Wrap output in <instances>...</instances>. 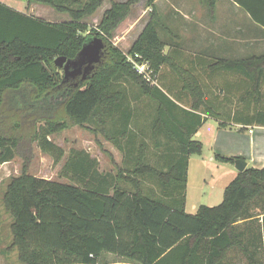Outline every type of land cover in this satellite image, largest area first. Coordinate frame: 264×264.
I'll list each match as a JSON object with an SVG mask.
<instances>
[{"label": "trees", "instance_id": "16d2710c", "mask_svg": "<svg viewBox=\"0 0 264 264\" xmlns=\"http://www.w3.org/2000/svg\"><path fill=\"white\" fill-rule=\"evenodd\" d=\"M105 1L27 0L28 5H45L69 14L71 20L65 22L44 21L0 3V109L9 91L31 90L35 92L34 105L48 102L49 94L59 91L64 79L55 65L58 57L75 59L94 37L107 44L104 64L78 89L63 88L55 102L60 114L44 118L32 137L27 138L19 122L11 130L0 126V164L17 155L24 159L21 174L10 179L4 196L21 262L108 264L106 256L112 255L129 264H227L230 255L240 251L247 264H264V167H248L238 173L226 187L220 205H203L196 214L186 212L190 158L202 155L204 148L193 137L208 119L220 120L222 129L230 127L228 123L264 127V106L260 105L264 54L237 59L198 57L210 74L219 71L241 77L235 90L244 94L242 101L251 102V106L242 116H234V122H226L220 108L209 102L195 65L185 66L177 56L165 53L167 44L159 28L174 34L158 14V0H110L112 6L97 27L83 21L94 16ZM142 1L152 10V19L125 53L114 45V33ZM231 1L264 29V0ZM207 2L214 17L216 0ZM129 58L147 64L150 79L140 74ZM166 68L175 77L169 85L178 89L179 104L162 88H169L166 77H161ZM225 87L232 90L233 86ZM144 98L157 105L151 137L157 147L162 146V138L166 141V169L148 163L147 146L142 144L133 169L114 163L115 178L100 174L97 162L80 151L71 153L62 170L72 184L30 173L35 159L32 143L38 142L42 152L60 164L65 151L50 136L73 126L100 135L110 132V140L125 150L122 141L130 143L135 138L131 133L133 104ZM187 98L191 107L186 105ZM250 107L251 115L245 117ZM27 141L29 148H24ZM238 159L242 158L216 155L222 163L235 164ZM150 178L160 185L162 196L145 193L144 180Z\"/></svg>", "mask_w": 264, "mask_h": 264}, {"label": "rangeland", "instance_id": "374dc122", "mask_svg": "<svg viewBox=\"0 0 264 264\" xmlns=\"http://www.w3.org/2000/svg\"><path fill=\"white\" fill-rule=\"evenodd\" d=\"M1 1L12 3L20 7L22 11L28 10L29 13L32 12L30 13L32 16L44 21L65 22L71 20L69 14L59 13L49 6L39 4H31L28 6V2H17L15 0ZM114 1L126 2L127 0ZM111 6V1L106 0L103 6L97 11L96 16L87 17L83 21L93 28L97 27L102 19L99 15L111 8ZM173 6L179 11L178 14L175 12L176 15L173 12L175 11ZM157 10L164 23L174 34L167 33L165 29L159 28V33L167 44L165 53H170L175 55V57L177 56L185 66H188L190 63L194 64L197 69L196 74L200 76L206 87L209 102L220 108L222 112L221 118H224L226 122H234V116H242V111L247 109L249 107L248 105L251 106V102L248 104L242 101V98H245L243 97L244 94L241 96V92L235 90V87L242 81L241 77H236L235 80H231L232 76L226 74V72L220 73L218 71V74H210L211 72L203 64L204 61L203 63L201 62L203 64L202 66L198 57L242 58L253 54L262 55L264 54V40L258 41L254 37L257 36V33H251V51L242 49L235 51L234 48L232 51H228L232 45H226L220 47L222 49L225 48L222 51L224 53L216 51L212 54L213 50H206L208 46L206 38L211 34L209 30L221 27V30L225 31L228 28L230 29L232 24L236 28L238 27L236 25L243 24L246 21L244 20L245 17L240 15L237 19L228 18V13L223 11L222 17H219L216 21H212L206 15V11L199 0H161L157 3ZM151 11L145 1L135 5L130 15L115 31L113 37L114 45L119 47L123 52L128 53L152 19ZM219 34L222 37L229 36L224 32H220ZM176 50L179 52L176 53ZM233 51L236 55L233 54ZM130 60H133V58ZM146 73L150 77L151 72L149 69H146ZM161 77L162 80L163 77H166V83L169 86V88L162 86L164 92L179 104L175 95L178 89L175 87L174 90L169 85L172 79L175 78L170 69H163ZM229 83L234 87H232V90L229 87H225ZM63 88L54 94H49L50 96L47 98L49 100L48 102L45 100L35 105L32 102L34 100L33 91L21 90L19 92H6L4 103L0 109L1 128L3 130H11L14 124L19 122L24 128V133L27 138L32 137L34 131L44 124V118L57 117L60 114V107L55 102L61 98V95L58 96V94L62 93ZM230 90L232 91L231 95L228 93ZM262 93L263 100L260 104L261 107L264 106V85L262 86ZM53 95L56 97L54 98ZM186 105L191 107V101L188 98ZM133 107L135 116L131 133L135 135V138L130 143H127V140L122 141V143L124 142L125 150H119L113 140H110V137H113L112 133L109 132L111 125L107 128L109 132L107 135L95 134L80 126H73L68 130L50 136V139L65 151V157L60 164H55L54 159L50 155L43 153L38 142L32 143V152L35 159L31 165L30 173L37 178L72 184L68 178L62 175V170L71 153H78L80 151V153H86L92 160L97 162L96 169L100 174L111 175L115 178L117 176V169L114 163H118L123 168L125 167L129 170L133 169L136 165L138 149L142 144L147 146L148 163L157 165L161 169H166V151L168 150L166 141L162 138V146L157 147L155 140L151 137V129L156 117L157 105L148 98H144L134 103ZM248 115H251V107L250 111L247 114L245 113L244 116L247 117ZM219 121L216 118L210 117L204 128L202 130L200 129L193 137V140L202 142L204 148L202 155H194L195 157H193L192 161L191 191L186 207V211L189 214L197 213L198 210L195 208V202L200 197L205 196L204 194L209 193L211 189H219V185L222 188L228 186L238 175L235 164L218 163L216 166L212 163L213 161L209 160V156L212 155L215 148H218V152H222L221 154L224 157L244 159L249 163L248 167L262 168L263 166L264 127H245L236 124L227 129H222ZM29 143V141L24 142L23 147L29 148ZM130 148L133 150L129 151ZM198 162L202 163V166L198 165ZM23 165L24 159L21 155H17L10 162L0 164V264H23L20 260L19 251L14 245V237L11 230L13 220L4 205V196L8 183L12 177L21 174ZM232 172L236 175L228 184L227 179H229ZM147 179L144 180L145 193L148 191L151 196H162L160 185L154 179L150 178L148 181ZM225 189L223 191V198ZM106 258L110 261L115 259L114 256L110 255L106 256ZM116 259L119 258L116 257ZM227 264H247V260L238 251L230 255Z\"/></svg>", "mask_w": 264, "mask_h": 264}, {"label": "crops", "instance_id": "0c3cea01", "mask_svg": "<svg viewBox=\"0 0 264 264\" xmlns=\"http://www.w3.org/2000/svg\"><path fill=\"white\" fill-rule=\"evenodd\" d=\"M15 1L21 2V1H18V0H15ZM159 1H161V0H158L156 2V5H157V3ZM207 1L208 0H199L200 4L204 7V9L206 11V15L212 21H216L219 17H222L223 16V11H226L228 13V15H227L228 18L237 19L240 15H242L243 17H245L244 20H246V21L243 24L241 23L240 25H236L235 24L236 26H238L236 28H234L233 27L234 24H232L230 29L228 28L225 31L221 30V27L220 28L217 27L215 29H210L209 33H211V34L206 38V42L208 44V46L206 47V50L207 49L210 50V51L213 50L212 54L214 52H216V51H219L220 53H224L222 51L225 48L222 49L220 47L221 46L224 47L226 45H232V47L230 49H228V51H232L233 48H234L235 51L238 50V49L239 50L242 49V50H250L251 51V33H255V32L257 33V36H254V37H256V39L258 41L264 40V29H262L261 27L255 25L254 23H252L249 14H247L239 5H237L236 3L232 2L231 0H216V11H215L214 17H212L210 12H209V8H208V5H207L208 2ZM0 3H3L6 6L12 8V9H15V10L21 12V13H24V14H27L29 16H32L30 14L32 12L29 13L28 10L27 11H22L20 7L14 5L12 3L3 2L1 0H0ZM28 6H30V5H28ZM174 10H175V11H173L174 14L175 15H176V13L178 14L179 11L177 10V8H175ZM103 13L101 15H99L100 18L103 17ZM96 14L94 16H96ZM186 17L189 18V16H187V15H186ZM50 22H52V21H50ZM214 26H216V25H214ZM220 32H224V33H226L229 36L228 37H222L219 34ZM216 34H218V36H216ZM233 54L236 55L234 51H233ZM237 58H240V57H232V59H237ZM216 74H218V72ZM229 75L232 76L231 80H235L236 77L240 78V76L238 74H229ZM12 92H16V91H12ZM33 95L35 96V92H33ZM230 125L231 126H235L236 124L230 123ZM204 126L201 128V130L204 128ZM240 126H245V125H240ZM245 127H253V126H245ZM225 129H227V128H225ZM216 143H217V141H216ZM221 153L222 152H218V148H215L213 150V152H212V155L209 156V160L213 161L212 163L214 165H216L218 163H222V162H219L218 160H216V155L217 154L222 155ZM193 157H195V156H191L190 164H189L186 207H187V203H188V199H189V195H190V191H191L190 190V185H191V178H192V161H193ZM200 162H198V165L202 166V163H200ZM262 162H263V166H262V168H263L264 167V159L262 160ZM248 166H249V163H248ZM235 175L236 174L234 172H232L230 174L229 179H227V183L228 184L230 183V180ZM202 178H204V177H202ZM226 187L227 186L222 188L219 185V189H211V191L209 193L204 194L205 196L200 197V199L195 202L196 203L195 208L198 210L203 205L204 206H208V207L217 206L223 200V191H224V189ZM110 256H112V255H110ZM108 264H129V263H125V262H123L122 260H119V259H114V260H111V261L108 260Z\"/></svg>", "mask_w": 264, "mask_h": 264}, {"label": "water", "instance_id": "95a60500", "mask_svg": "<svg viewBox=\"0 0 264 264\" xmlns=\"http://www.w3.org/2000/svg\"><path fill=\"white\" fill-rule=\"evenodd\" d=\"M18 1L27 2V0ZM106 53L107 44L102 38L94 37L83 46L75 59L58 57L55 65L62 70L64 75L61 86L66 82L74 81L72 87L78 89L81 83L86 82L93 72L104 64ZM235 167L239 173L244 172L248 168V163L243 159H238Z\"/></svg>", "mask_w": 264, "mask_h": 264}, {"label": "built area", "instance_id": "2783aa9c", "mask_svg": "<svg viewBox=\"0 0 264 264\" xmlns=\"http://www.w3.org/2000/svg\"><path fill=\"white\" fill-rule=\"evenodd\" d=\"M130 59H132V58H130ZM130 59H129V60H130ZM130 61L133 62L135 69H136L140 74L145 75L146 79H150V77H149V76L147 75V73H146V69H149L148 66H147V64H141V63H138V62L135 61V60H130Z\"/></svg>", "mask_w": 264, "mask_h": 264}, {"label": "flooded vegetation", "instance_id": "af4514ba", "mask_svg": "<svg viewBox=\"0 0 264 264\" xmlns=\"http://www.w3.org/2000/svg\"><path fill=\"white\" fill-rule=\"evenodd\" d=\"M74 81H69V82H66L65 85L59 87L58 89H62L63 87L67 88V87H72Z\"/></svg>", "mask_w": 264, "mask_h": 264}]
</instances>
